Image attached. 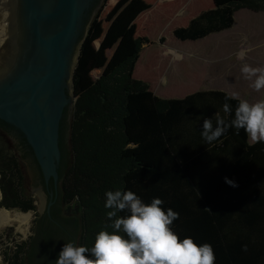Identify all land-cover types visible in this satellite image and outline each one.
<instances>
[{
    "label": "trees",
    "instance_id": "obj_1",
    "mask_svg": "<svg viewBox=\"0 0 264 264\" xmlns=\"http://www.w3.org/2000/svg\"><path fill=\"white\" fill-rule=\"evenodd\" d=\"M212 2V9L175 29L174 37L202 40L230 29L239 10L264 11L259 0ZM96 18L88 22L85 39L91 38ZM139 50L138 42L133 55L77 95L74 73L76 100L70 121L60 124L59 185L49 215L37 213L35 199L23 188L17 147V154L0 149V208L34 213L28 241L4 250L5 264H55L68 242L94 247L100 231H114L105 194L116 190L132 191L145 204L164 201L165 212L179 213L173 232L181 241L191 237L197 245L210 244L215 264H264V142L251 143L235 128L211 144L201 136L203 118H213L214 127L216 114L230 123L239 99L221 90L161 98L133 78ZM226 97L231 113L223 111ZM0 136L9 139L1 121Z\"/></svg>",
    "mask_w": 264,
    "mask_h": 264
},
{
    "label": "rangeland",
    "instance_id": "obj_2",
    "mask_svg": "<svg viewBox=\"0 0 264 264\" xmlns=\"http://www.w3.org/2000/svg\"><path fill=\"white\" fill-rule=\"evenodd\" d=\"M6 3L8 10L9 0ZM3 6L0 5V32L3 25L7 31L8 25L4 20V12L8 11ZM213 7L212 0H102L89 21L90 24L97 17L96 28L80 46L76 95L133 55L139 42L133 78L147 83L161 98L179 99L197 91L226 90L250 103L264 100V89L256 91L251 86L254 78L247 80L241 72L244 64L264 68V11L239 10L230 29L202 40L181 42L174 37L175 29L186 27L190 20ZM4 45L5 41L0 52ZM240 52H244L243 59L237 58ZM3 148L14 153L0 136V149ZM31 196L37 200L34 194ZM6 212L12 218L16 214L31 216L26 225L13 221L0 228V264H5L4 250L28 241L34 219L32 212Z\"/></svg>",
    "mask_w": 264,
    "mask_h": 264
},
{
    "label": "water",
    "instance_id": "obj_3",
    "mask_svg": "<svg viewBox=\"0 0 264 264\" xmlns=\"http://www.w3.org/2000/svg\"><path fill=\"white\" fill-rule=\"evenodd\" d=\"M101 2L9 0L7 41L12 54L0 72V120L22 133L46 184L58 183L60 124L65 111L71 115L76 100L73 77L88 13L92 10L93 16ZM4 138L16 153L12 141ZM21 169L23 188L36 195L37 213H43L47 197L32 192L29 172L23 165Z\"/></svg>",
    "mask_w": 264,
    "mask_h": 264
},
{
    "label": "clouds",
    "instance_id": "obj_4",
    "mask_svg": "<svg viewBox=\"0 0 264 264\" xmlns=\"http://www.w3.org/2000/svg\"><path fill=\"white\" fill-rule=\"evenodd\" d=\"M243 57L244 52L237 54L238 59ZM241 72L247 80L254 78L251 86L256 91L264 89V68L244 64ZM238 97L239 94L233 92L230 98ZM228 99L226 97L223 104L225 113L232 112ZM215 120L214 127L213 118H203L201 136L207 144L219 140L229 128L243 129L254 143L264 142V100L250 103L239 99L230 123L219 114L215 115ZM225 182L237 187L231 180ZM105 195V207L112 209L107 213L108 218H115L114 231H100L91 249L73 242L65 243L55 264H215V252L210 244L197 245L191 237L181 241L173 232L170 226L179 219V213L171 208L165 212L161 199L153 198L150 204H145L132 191H108ZM125 210L130 215L117 217L118 212ZM121 231L127 238L118 234ZM242 250L246 252L247 245ZM86 254H91L92 258Z\"/></svg>",
    "mask_w": 264,
    "mask_h": 264
},
{
    "label": "flooded vegetation",
    "instance_id": "obj_5",
    "mask_svg": "<svg viewBox=\"0 0 264 264\" xmlns=\"http://www.w3.org/2000/svg\"><path fill=\"white\" fill-rule=\"evenodd\" d=\"M94 3L95 4H94L93 8H95V6L98 4V1L94 2ZM91 17H92V10H90L88 13L87 24H88L89 20L91 19ZM7 28H8V25H7ZM7 40H8V36L5 40L4 48L0 52V72L6 67L8 60L10 59L11 54H12V47L10 46V42ZM83 40H85V31L83 32V35L81 37V41H83ZM69 117H70L69 113L67 111H65L64 117H63L61 122L63 123V121H65V120L68 121ZM1 122L5 125V127L7 129L9 139L12 141L14 146L17 147V149H18V155L21 156V158H22L21 164L29 172L28 177L31 179V182H32V186H31L32 192L33 193L39 192V193L44 194L47 197V202H46V206L44 209V212H45L46 208L48 207L49 201L51 202V205H50V207H51L53 204L52 198L57 197L59 183H57V185L54 186V184L52 182V186H51L50 181L47 184L44 182L42 175H41L40 168H39V166H38V164L34 158L33 152L31 150V148L29 147V145L26 143V140H25L24 136L22 135V133L18 129L12 127L11 125L6 124L3 121H1ZM50 207H49V210H50ZM44 212L39 213V214L43 215Z\"/></svg>",
    "mask_w": 264,
    "mask_h": 264
},
{
    "label": "bare ground",
    "instance_id": "obj_6",
    "mask_svg": "<svg viewBox=\"0 0 264 264\" xmlns=\"http://www.w3.org/2000/svg\"><path fill=\"white\" fill-rule=\"evenodd\" d=\"M2 4H4V6H3L4 9L7 10L6 6H7L8 3H6V0H0V5H2ZM4 20H5V22L9 21V16H8V13H6V12H4ZM5 30L6 29H5L4 25H3L2 26V30L0 32V45L7 38V31H5ZM30 216H31L30 214H16L12 218L8 212H6L4 209H2V210H0V228L5 226L6 224H8L10 222H13V221L18 222L21 225H26V224H28V221L30 220Z\"/></svg>",
    "mask_w": 264,
    "mask_h": 264
},
{
    "label": "crops",
    "instance_id": "obj_7",
    "mask_svg": "<svg viewBox=\"0 0 264 264\" xmlns=\"http://www.w3.org/2000/svg\"><path fill=\"white\" fill-rule=\"evenodd\" d=\"M221 91H224V90H221ZM224 92L228 93V94L231 96V94H230L229 91H226V90H225ZM184 97H185V96H184ZM238 99H240V98H238ZM249 141H250L251 143H253V142L251 141L250 137H249Z\"/></svg>",
    "mask_w": 264,
    "mask_h": 264
}]
</instances>
